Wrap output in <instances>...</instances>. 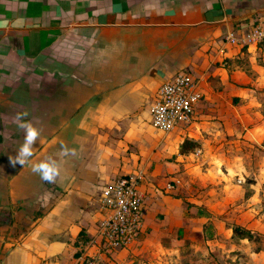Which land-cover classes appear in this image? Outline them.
Wrapping results in <instances>:
<instances>
[{"label": "crops", "instance_id": "0c3cea01", "mask_svg": "<svg viewBox=\"0 0 264 264\" xmlns=\"http://www.w3.org/2000/svg\"><path fill=\"white\" fill-rule=\"evenodd\" d=\"M257 25L264 0H0V264H84L79 234L97 240L102 191L122 176L140 178L139 236L172 232L182 202L167 186L181 166L169 159L183 140L211 134L226 109L238 115L233 99L262 69L264 42L224 38ZM179 73L202 99L191 123L163 134L150 107ZM24 111L40 138L29 162L13 166ZM62 145L73 151L61 155ZM49 157L60 167L53 183L32 172ZM137 242L98 258L133 264Z\"/></svg>", "mask_w": 264, "mask_h": 264}, {"label": "rangeland", "instance_id": "374dc122", "mask_svg": "<svg viewBox=\"0 0 264 264\" xmlns=\"http://www.w3.org/2000/svg\"><path fill=\"white\" fill-rule=\"evenodd\" d=\"M255 63L262 69H250L233 99L238 115L226 109L211 134L183 140L180 156L167 158L181 166L169 184L182 216L172 232L139 236L133 264H264V253L253 251L264 248V57ZM235 226L256 242L237 240Z\"/></svg>", "mask_w": 264, "mask_h": 264}, {"label": "built area", "instance_id": "2783aa9c", "mask_svg": "<svg viewBox=\"0 0 264 264\" xmlns=\"http://www.w3.org/2000/svg\"><path fill=\"white\" fill-rule=\"evenodd\" d=\"M225 42L233 46L258 45L264 42V27L253 26L240 37L228 33ZM202 99L194 79L184 73L163 83L150 107L152 127L168 134L192 122L196 107ZM139 176L117 178L107 185L101 195L97 240L87 245L85 264H103L98 255L129 248L143 230V200ZM168 189L172 187L167 186ZM93 249L91 252L90 250Z\"/></svg>", "mask_w": 264, "mask_h": 264}, {"label": "clouds", "instance_id": "9594fccd", "mask_svg": "<svg viewBox=\"0 0 264 264\" xmlns=\"http://www.w3.org/2000/svg\"><path fill=\"white\" fill-rule=\"evenodd\" d=\"M8 21H4V24L7 25ZM22 20H17L14 22V25H21ZM28 116V112H18L15 116V120L20 121L18 124L19 129L24 131V142L19 147L16 156L10 157V161L13 166L17 163L22 167L29 162L30 158L33 156V145L40 138V131L28 120L25 118ZM73 150L67 148V146L62 145L61 155H69ZM32 172L38 174L41 180L53 183L56 181L57 177L60 175V167L58 161L54 158L49 157L45 161H41L32 166Z\"/></svg>", "mask_w": 264, "mask_h": 264}, {"label": "trees", "instance_id": "16d2710c", "mask_svg": "<svg viewBox=\"0 0 264 264\" xmlns=\"http://www.w3.org/2000/svg\"><path fill=\"white\" fill-rule=\"evenodd\" d=\"M185 142H187V141H185ZM183 148H184V146L182 145L181 149H183ZM232 234L237 240L247 241L249 243L256 242L255 234L252 231L248 230V229H244L242 227L235 226L232 229ZM83 235L84 234L82 232L79 234V240L82 241L83 245H86L87 243H89V239H87L86 237H83ZM253 251L256 252V253H258V252H263L264 253V248L263 249H256V250H253Z\"/></svg>", "mask_w": 264, "mask_h": 264}]
</instances>
